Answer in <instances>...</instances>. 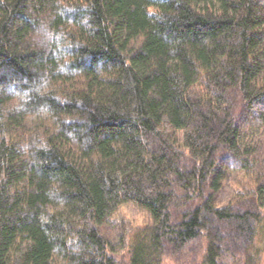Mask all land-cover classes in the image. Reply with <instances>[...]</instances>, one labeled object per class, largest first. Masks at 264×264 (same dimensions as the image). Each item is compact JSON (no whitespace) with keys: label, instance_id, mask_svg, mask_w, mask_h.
<instances>
[{"label":"trees","instance_id":"obj_1","mask_svg":"<svg viewBox=\"0 0 264 264\" xmlns=\"http://www.w3.org/2000/svg\"><path fill=\"white\" fill-rule=\"evenodd\" d=\"M127 203L152 221L119 260L100 224ZM189 243L264 259V0H0V264Z\"/></svg>","mask_w":264,"mask_h":264},{"label":"rangeland","instance_id":"obj_2","mask_svg":"<svg viewBox=\"0 0 264 264\" xmlns=\"http://www.w3.org/2000/svg\"><path fill=\"white\" fill-rule=\"evenodd\" d=\"M233 173L236 174L237 172ZM234 179L233 174L227 176L221 189L215 193L216 199L220 204H225L230 200L236 187ZM151 221L152 217L147 210L133 203H127L121 207L117 215L100 224V228L103 234L117 245L116 251L113 254L119 260H123L126 257V251L119 244L121 239L129 235L132 230ZM200 249V245L189 243L187 248L175 251L169 250L163 264H195L199 260ZM233 259V253L230 250L226 251L223 255L225 262H231ZM262 264H264V259Z\"/></svg>","mask_w":264,"mask_h":264}]
</instances>
